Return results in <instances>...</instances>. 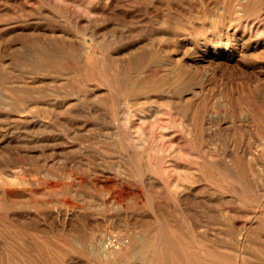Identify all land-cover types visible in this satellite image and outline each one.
<instances>
[{
	"label": "rangeland",
	"instance_id": "374dc122",
	"mask_svg": "<svg viewBox=\"0 0 264 264\" xmlns=\"http://www.w3.org/2000/svg\"><path fill=\"white\" fill-rule=\"evenodd\" d=\"M0 264H264V0H0Z\"/></svg>",
	"mask_w": 264,
	"mask_h": 264
},
{
	"label": "built area",
	"instance_id": "2783aa9c",
	"mask_svg": "<svg viewBox=\"0 0 264 264\" xmlns=\"http://www.w3.org/2000/svg\"><path fill=\"white\" fill-rule=\"evenodd\" d=\"M122 240L118 237H115V236H112V237H109L107 238L106 242H105V245H110V246H119L120 244H122Z\"/></svg>",
	"mask_w": 264,
	"mask_h": 264
},
{
	"label": "bare ground",
	"instance_id": "6f19581e",
	"mask_svg": "<svg viewBox=\"0 0 264 264\" xmlns=\"http://www.w3.org/2000/svg\"><path fill=\"white\" fill-rule=\"evenodd\" d=\"M103 243V242H102Z\"/></svg>",
	"mask_w": 264,
	"mask_h": 264
}]
</instances>
